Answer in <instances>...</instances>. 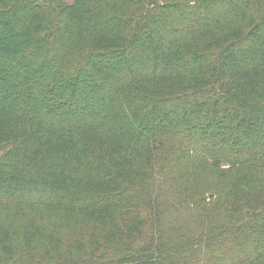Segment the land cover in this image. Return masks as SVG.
<instances>
[{
	"label": "trees",
	"instance_id": "trees-1",
	"mask_svg": "<svg viewBox=\"0 0 264 264\" xmlns=\"http://www.w3.org/2000/svg\"><path fill=\"white\" fill-rule=\"evenodd\" d=\"M0 264H264V0H0Z\"/></svg>",
	"mask_w": 264,
	"mask_h": 264
},
{
	"label": "rangeland",
	"instance_id": "rangeland-1",
	"mask_svg": "<svg viewBox=\"0 0 264 264\" xmlns=\"http://www.w3.org/2000/svg\"><path fill=\"white\" fill-rule=\"evenodd\" d=\"M63 1H65L67 3H71L72 2V0H63Z\"/></svg>",
	"mask_w": 264,
	"mask_h": 264
}]
</instances>
